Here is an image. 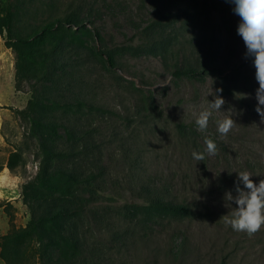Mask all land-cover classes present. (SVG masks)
Listing matches in <instances>:
<instances>
[{
    "label": "rangeland",
    "instance_id": "obj_1",
    "mask_svg": "<svg viewBox=\"0 0 264 264\" xmlns=\"http://www.w3.org/2000/svg\"><path fill=\"white\" fill-rule=\"evenodd\" d=\"M166 1L11 0L20 14L17 26L33 34L35 42L55 43L72 35L94 51L119 50L115 67L105 69V62L94 54L81 67L83 87L100 109L93 113V126L103 150L105 191L115 200L101 202L102 206L141 202L137 189L149 185L165 190L169 197L196 204L204 214L210 211L191 220L165 221L146 235H124L121 222L108 218V211L93 215V260L99 264H264V227L249 237L234 231L222 218L234 210L235 204H227L225 193L236 194L237 173L249 171L257 184L264 179V124L255 112L258 84L251 61L242 58L246 49L236 34L239 17L232 12L234 5L225 0H208L216 36L213 57L216 55L219 69H208L193 78H176L161 57L142 50V30L153 20L156 7L162 9ZM6 2L0 0V8ZM64 11H70L76 23H54L53 32L43 29L52 18L50 14ZM16 56L0 34V130L7 140V152L18 150L21 157L16 162L25 164L12 172L19 178L16 192L4 191L6 178L0 177V236L13 227L26 226L31 218L23 194L24 185L38 171V148L37 142L27 137L28 125L17 110L24 109L48 84L41 81L30 87L24 83L23 91H17ZM231 74L246 82L244 91L224 88L222 79ZM218 87L223 88L226 103L220 111H213L207 130L201 132L195 121L214 100L210 93ZM234 92L250 96L237 100ZM226 117L236 124L222 137L217 122ZM179 124L191 125L195 137L181 136ZM206 137L217 144L216 155L206 153ZM194 151L204 152L205 159L196 161ZM6 157L0 164L7 162ZM12 197L19 200H7ZM112 232H117V237ZM182 240L187 246L178 258L172 250ZM0 264L6 263L0 259Z\"/></svg>",
    "mask_w": 264,
    "mask_h": 264
},
{
    "label": "trees",
    "instance_id": "obj_2",
    "mask_svg": "<svg viewBox=\"0 0 264 264\" xmlns=\"http://www.w3.org/2000/svg\"><path fill=\"white\" fill-rule=\"evenodd\" d=\"M14 7L7 0L0 8V34L17 55L15 88L23 91L24 83L30 87L41 81L48 84L28 100L24 109L17 110L28 125L27 137L37 142L39 166L24 185L30 221L0 236V259L6 264H99L93 260V215L105 211L108 218L116 217L121 222L124 235H146L165 221L207 216L210 211L204 214L196 204L169 197L165 190L149 185L137 189L141 202L102 206L101 202L115 200L105 191L103 150L93 126V113L100 109L83 87L81 67L93 54L105 62V69L115 67L119 50L94 51L72 35L60 37L55 43L35 42L33 34L17 26L20 14ZM50 15L43 27L48 32H53L54 23H76L70 11ZM212 21L208 0H167L162 9L156 7L153 20L142 30V50L161 57L176 78H193L208 69H219L216 55L213 57L216 36ZM189 30L192 36H188ZM222 81L228 91L247 88L244 80L232 74ZM177 127L181 136L195 137L191 125ZM20 157L18 150L10 154L11 172L19 165L24 167L16 162ZM186 246L182 240L172 250L173 255L182 257Z\"/></svg>",
    "mask_w": 264,
    "mask_h": 264
},
{
    "label": "clouds",
    "instance_id": "obj_3",
    "mask_svg": "<svg viewBox=\"0 0 264 264\" xmlns=\"http://www.w3.org/2000/svg\"><path fill=\"white\" fill-rule=\"evenodd\" d=\"M234 5L232 12L239 17L236 34L242 39L246 51L243 54L245 61H251L255 69V80L258 87L255 90V112L260 117V123L264 124V0H225ZM222 87L210 93L214 100L209 102L197 116L195 121L199 131L204 132L208 128L213 111H220L226 103L222 97ZM235 99L249 98L250 94L234 92ZM236 121L232 117H226L217 122V131L225 137L235 126ZM206 153L216 155L217 144L210 138H205ZM196 161L205 159L204 152H193ZM235 195L231 191L225 193L227 204H235L231 215H224L223 221L236 232L246 233L252 237L264 227V179L255 183L249 171L237 173ZM243 185V187H241Z\"/></svg>",
    "mask_w": 264,
    "mask_h": 264
},
{
    "label": "crops",
    "instance_id": "obj_4",
    "mask_svg": "<svg viewBox=\"0 0 264 264\" xmlns=\"http://www.w3.org/2000/svg\"><path fill=\"white\" fill-rule=\"evenodd\" d=\"M15 85V82H14ZM7 140L5 139L4 135L2 134L1 130H0V160L3 159L4 157H6L7 155V162L6 163H1L0 164V177H5L6 180L4 185L7 188L4 189V191H6L7 193H10L11 190L15 191L14 185H16V183L18 184V177L14 176L13 173L10 171V169L8 168V160H9V156L12 152H7ZM16 192V191H15ZM8 201H11L13 203H16L17 200H19V198L16 197H12V198H7ZM1 201V200H0Z\"/></svg>",
    "mask_w": 264,
    "mask_h": 264
}]
</instances>
